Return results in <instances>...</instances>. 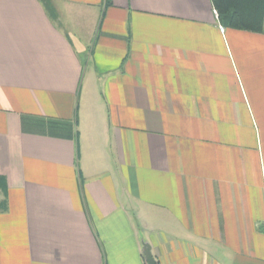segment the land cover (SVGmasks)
<instances>
[{"label":"crops","instance_id":"obj_1","mask_svg":"<svg viewBox=\"0 0 264 264\" xmlns=\"http://www.w3.org/2000/svg\"><path fill=\"white\" fill-rule=\"evenodd\" d=\"M264 264L263 33L211 0H0V264Z\"/></svg>","mask_w":264,"mask_h":264},{"label":"trees","instance_id":"obj_2","mask_svg":"<svg viewBox=\"0 0 264 264\" xmlns=\"http://www.w3.org/2000/svg\"><path fill=\"white\" fill-rule=\"evenodd\" d=\"M211 4L219 26L263 33L264 0H211Z\"/></svg>","mask_w":264,"mask_h":264},{"label":"water","instance_id":"obj_3","mask_svg":"<svg viewBox=\"0 0 264 264\" xmlns=\"http://www.w3.org/2000/svg\"><path fill=\"white\" fill-rule=\"evenodd\" d=\"M143 255H144L146 264H155V261L151 256L149 246L146 244H143Z\"/></svg>","mask_w":264,"mask_h":264},{"label":"built area","instance_id":"obj_4","mask_svg":"<svg viewBox=\"0 0 264 264\" xmlns=\"http://www.w3.org/2000/svg\"><path fill=\"white\" fill-rule=\"evenodd\" d=\"M213 14H214L215 18L217 19V13H216L214 10H213ZM219 31H220L221 33H223V32H224V28L221 27V26H219Z\"/></svg>","mask_w":264,"mask_h":264}]
</instances>
